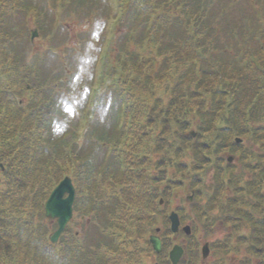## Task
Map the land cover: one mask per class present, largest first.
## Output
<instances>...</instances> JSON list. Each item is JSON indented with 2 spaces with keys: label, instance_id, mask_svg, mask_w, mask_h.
Returning a JSON list of instances; mask_svg holds the SVG:
<instances>
[{
  "label": "trees",
  "instance_id": "obj_1",
  "mask_svg": "<svg viewBox=\"0 0 264 264\" xmlns=\"http://www.w3.org/2000/svg\"><path fill=\"white\" fill-rule=\"evenodd\" d=\"M24 1L0 0V264H146L145 235L167 226L158 200L183 188L194 199L191 214L178 213L192 234L211 239V264H264V28L223 19L242 0H117L101 65L107 75L78 133L65 126L67 103L55 101L67 72L61 64L40 71L44 54L31 53L24 30L8 23L29 11ZM100 114L107 129L94 125ZM86 141L109 148L105 160L82 153ZM236 149L241 168L222 156ZM65 175L75 215L94 223V238L83 224L75 235L72 222L52 244L55 222L43 205ZM169 246L164 240L158 264H169ZM189 252L196 264V241Z\"/></svg>",
  "mask_w": 264,
  "mask_h": 264
},
{
  "label": "rangeland",
  "instance_id": "obj_2",
  "mask_svg": "<svg viewBox=\"0 0 264 264\" xmlns=\"http://www.w3.org/2000/svg\"><path fill=\"white\" fill-rule=\"evenodd\" d=\"M89 1L90 0H25L23 4L29 7V11L23 12L22 10L8 19V23L12 27L24 30L22 34L25 40H29L30 30L37 27L36 20L40 21L42 28L44 27L42 31L38 30L31 44L30 52L38 51L40 54H44L43 64L38 66L40 71L45 70L49 73L55 70L57 72L59 70L57 66L61 64V69L67 72L65 79L68 80L64 83L62 88L57 87L58 95L55 101H64L69 106V109L67 108L63 111L64 118L66 117L64 119L65 126H68L71 130L75 129V133L76 130L78 133L77 126L80 127L81 123H84L81 114L86 113L93 105V103L91 105L89 104L92 91L95 87H97V90L99 86L101 87L104 81V74L105 77L107 75L103 67L101 68L102 61H99V56L105 54L107 49L106 41L108 40V33L105 29L106 17L110 18L116 13L117 4L115 2L109 3L110 0H91V3H89ZM226 12L223 19L228 22L227 24L231 26V28H240L239 26H244L246 24V17L251 18V20L248 21L252 22L254 25L259 24V28L257 29H260V31L264 28V0H242L239 6L229 7ZM255 17L258 18V21ZM111 20H113V18H111ZM214 26L213 24V27ZM242 30L246 32L244 29ZM120 32V29L116 31V40ZM103 36L104 40L101 42ZM227 42H230L228 37ZM249 42L254 43L252 41ZM235 44L236 43L230 45L231 48H235ZM49 46L57 53L56 58L60 59L58 63L53 59L55 52L49 50ZM236 46L241 47L240 44ZM100 70L102 71L101 80L99 76ZM29 94L30 93L22 92L18 95V98L26 100ZM26 95L28 96L26 97ZM80 110L81 113H79ZM102 116L101 114L98 116L100 120L95 121L94 125L96 127L102 125L107 129V121ZM112 136L115 137L114 134ZM96 143L98 142L93 141L92 144V142L86 141L85 150H83L82 153L89 154L88 151L91 145H93L91 152L93 156L98 148ZM252 148L256 149L257 147L253 145ZM99 152L101 156V148H99ZM229 154L234 155L238 153ZM253 162L254 161H251L250 164ZM230 163L237 165V167H242V164L237 160H232ZM251 174L249 172H244V175L249 179L252 177ZM206 176L205 182L209 184V174ZM262 188V190H264V183ZM201 190L205 193L208 192L209 189L201 186ZM181 191L182 189H177L174 191L173 195L170 196V208L185 205L183 198L189 191L187 189L185 194H181ZM74 221H78V218H75ZM158 225H161V223L159 222L154 225L153 228ZM50 232H52V229H49V233ZM147 235L145 238H147ZM197 237L201 239V234L199 233ZM93 238L94 233L89 232L88 239L91 240ZM176 240H178L179 244L186 243L184 236L177 235ZM145 252V254H147L150 251L145 250ZM149 259L150 256H145L144 258L147 263H150ZM209 260L210 259H208V261ZM231 260L233 263L234 259L231 258Z\"/></svg>",
  "mask_w": 264,
  "mask_h": 264
},
{
  "label": "water",
  "instance_id": "obj_3",
  "mask_svg": "<svg viewBox=\"0 0 264 264\" xmlns=\"http://www.w3.org/2000/svg\"><path fill=\"white\" fill-rule=\"evenodd\" d=\"M35 31L32 33L34 36ZM1 167V166H0ZM74 199V187L69 177H64L50 192L44 203V212L47 218H53L56 220L57 228L52 233L50 239L55 242L59 235L63 232L66 223L71 218L72 203ZM161 202V201H160ZM170 228L172 231H176L179 221L177 215L172 212L169 215ZM185 233H189V227H183ZM150 242L154 251H160V241L157 236H150ZM208 252L206 244L202 247V254L205 256ZM181 247L174 246L169 252V259L171 264H178L181 257Z\"/></svg>",
  "mask_w": 264,
  "mask_h": 264
}]
</instances>
